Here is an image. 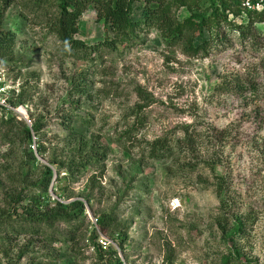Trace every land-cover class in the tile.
<instances>
[{
  "label": "rangeland",
  "instance_id": "rangeland-1",
  "mask_svg": "<svg viewBox=\"0 0 264 264\" xmlns=\"http://www.w3.org/2000/svg\"><path fill=\"white\" fill-rule=\"evenodd\" d=\"M35 1L0 0L14 37L0 51V264H264V23L255 45L214 18L218 2L165 0L173 42L137 0L138 25L112 48L92 6L75 36L89 51L70 52L50 32L57 8ZM157 142L170 152L155 158ZM24 189L25 205L86 212L25 222Z\"/></svg>",
  "mask_w": 264,
  "mask_h": 264
},
{
  "label": "trees",
  "instance_id": "trees-1",
  "mask_svg": "<svg viewBox=\"0 0 264 264\" xmlns=\"http://www.w3.org/2000/svg\"><path fill=\"white\" fill-rule=\"evenodd\" d=\"M136 1L137 0H36L34 4L39 11H42L49 6H55L57 8L58 17L55 21L49 24L50 32L61 42L63 47L71 52L74 50L89 51L87 45L82 41L77 40L75 37L79 32L78 23L89 7L93 6L96 8L99 19L104 21L106 25L110 27V30L116 38L112 41L107 40L105 44L115 48L121 37H126L127 33L130 32V29L138 25L132 21V13ZM213 1L219 3L215 10L216 13L214 18L222 17L227 28L229 27L234 33H239L243 40L253 38V40L256 41L254 44L258 45V41H260L262 37L256 25L264 23V12H250L244 9L242 0ZM12 2L13 0H2V6L4 7L3 10ZM164 3L165 0H148V4L151 6L149 8L148 22L151 26H155L166 39L174 42L179 38V23H177V20L171 15V13L164 11L160 6L157 7V5ZM0 16V51L4 53L13 45L14 37L11 36L12 34L10 31H7L2 27L3 15L1 14ZM140 24H143V22ZM68 129L70 134H77L73 127H68ZM42 131V124L35 121L32 128L26 126V139L33 142L34 137L39 138ZM160 144V142H157L153 145L152 153L155 158H158L159 151L163 153V156L170 152L166 145L163 147L161 145V147H159ZM37 147L38 153L41 156H44L45 151L43 147L39 145L33 146V148L36 149ZM45 168L47 177L44 181L43 189L44 193H47L53 183L55 175L54 170L51 167ZM57 175L60 177L62 173L58 172ZM26 191L27 189L22 191V194L19 195L18 200H16L14 204L16 211L15 215L19 214L17 216L25 222H31V219H26V216L28 215L30 218L31 216H34L32 220L40 224H51V226H54L56 223L69 224L77 222L86 212L85 204L80 201H75L68 205L56 202V206L51 207V203L44 206L41 197H32L30 203L25 205L28 198V195L25 194L27 193ZM47 201L48 199L46 200V203ZM20 206L23 207V215H20ZM99 224L101 227L103 226V229L104 227L106 228L104 220L99 221ZM241 232L242 234H245L244 228L241 229L240 233ZM34 233L37 234V236H46L47 234V232L45 234L33 231V234ZM20 234L21 233H17L16 235L20 237ZM120 244L121 243H119V246ZM51 258V262H54V257L52 255Z\"/></svg>",
  "mask_w": 264,
  "mask_h": 264
},
{
  "label": "built area",
  "instance_id": "built-area-1",
  "mask_svg": "<svg viewBox=\"0 0 264 264\" xmlns=\"http://www.w3.org/2000/svg\"><path fill=\"white\" fill-rule=\"evenodd\" d=\"M244 9L250 12H264V0H242Z\"/></svg>",
  "mask_w": 264,
  "mask_h": 264
}]
</instances>
